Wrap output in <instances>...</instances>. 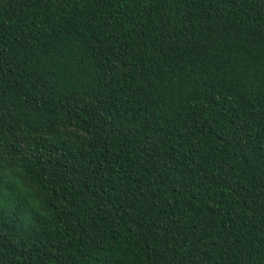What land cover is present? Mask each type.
Returning <instances> with one entry per match:
<instances>
[{"label":"trees","instance_id":"16d2710c","mask_svg":"<svg viewBox=\"0 0 264 264\" xmlns=\"http://www.w3.org/2000/svg\"><path fill=\"white\" fill-rule=\"evenodd\" d=\"M0 264H264V0H0Z\"/></svg>","mask_w":264,"mask_h":264}]
</instances>
